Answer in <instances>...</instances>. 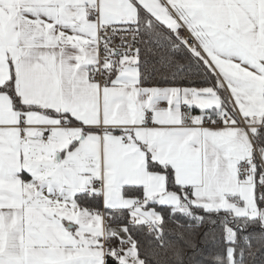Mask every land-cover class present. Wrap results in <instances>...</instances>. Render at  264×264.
<instances>
[{"label": "snow or ice", "instance_id": "6c2138e0", "mask_svg": "<svg viewBox=\"0 0 264 264\" xmlns=\"http://www.w3.org/2000/svg\"><path fill=\"white\" fill-rule=\"evenodd\" d=\"M0 264H264V0H0Z\"/></svg>", "mask_w": 264, "mask_h": 264}]
</instances>
